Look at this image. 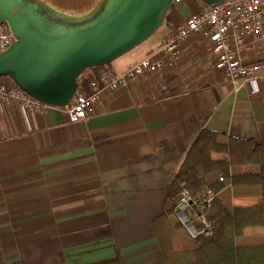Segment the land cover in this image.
<instances>
[{
	"label": "crops",
	"instance_id": "crops-1",
	"mask_svg": "<svg viewBox=\"0 0 264 264\" xmlns=\"http://www.w3.org/2000/svg\"><path fill=\"white\" fill-rule=\"evenodd\" d=\"M188 7L148 40L145 55L105 67L121 72L162 56L164 38L193 12ZM240 55L263 68L225 81L213 42L194 35L174 65L108 91L77 122L62 106L0 103V264H116L117 250L126 264H169L153 220L197 134L211 128L264 145V38L248 37Z\"/></svg>",
	"mask_w": 264,
	"mask_h": 264
},
{
	"label": "trees",
	"instance_id": "trees-1",
	"mask_svg": "<svg viewBox=\"0 0 264 264\" xmlns=\"http://www.w3.org/2000/svg\"><path fill=\"white\" fill-rule=\"evenodd\" d=\"M42 1L83 14L100 0ZM99 69L85 70L78 89L89 94L90 82L98 74L86 73ZM183 189L200 204L211 224L210 235L193 236L179 220L176 205ZM209 194L214 199L206 208L203 199ZM245 195H257L260 200L237 199ZM153 224L169 264H264V145L202 129L169 176L163 209ZM116 264H126L118 250Z\"/></svg>",
	"mask_w": 264,
	"mask_h": 264
},
{
	"label": "water",
	"instance_id": "water-1",
	"mask_svg": "<svg viewBox=\"0 0 264 264\" xmlns=\"http://www.w3.org/2000/svg\"><path fill=\"white\" fill-rule=\"evenodd\" d=\"M174 1L100 0L74 14L42 0H0V23L15 36L0 54V78L44 105L64 106L85 70L106 66L147 40Z\"/></svg>",
	"mask_w": 264,
	"mask_h": 264
},
{
	"label": "built area",
	"instance_id": "built-area-1",
	"mask_svg": "<svg viewBox=\"0 0 264 264\" xmlns=\"http://www.w3.org/2000/svg\"><path fill=\"white\" fill-rule=\"evenodd\" d=\"M189 3L193 12L164 38L162 56L148 55L121 72L103 67L97 77L91 80L92 91L89 94L77 89L70 102L62 106L70 120L77 122L93 114L108 91L125 87L146 72L174 65L179 57V46L194 35L213 42L215 67L225 81L250 79L263 68L260 63L245 62L240 50L248 37L264 38V0H221L214 4L204 0H190ZM14 40L15 36L8 23H0V54ZM0 103H17L25 110L42 111L47 106L12 85L6 77L0 78ZM213 199V194L205 196L203 207L209 208ZM176 214L193 236L211 234L209 220L187 189H183L177 198Z\"/></svg>",
	"mask_w": 264,
	"mask_h": 264
},
{
	"label": "rangeland",
	"instance_id": "rangeland-1",
	"mask_svg": "<svg viewBox=\"0 0 264 264\" xmlns=\"http://www.w3.org/2000/svg\"><path fill=\"white\" fill-rule=\"evenodd\" d=\"M188 1H190V0L174 1L172 6H171V10L168 12V15H167L164 23L160 26V28L153 35H151L147 40L142 42L140 45H138L134 49H132L129 52L121 55L120 57H118L117 59L113 60L111 63H109L107 65H113L117 69L118 67L123 66L124 63H128V62H132L133 63L139 57H142V55H145L147 53L148 40L150 38H152V36H160L162 33H164L165 28L169 24H171L170 18L173 15L174 12L176 13V15H175L176 18H179L180 16H187L190 13V9L188 7ZM178 218H179V216H178ZM179 220H180V218H179ZM181 223L183 224L182 221H181Z\"/></svg>",
	"mask_w": 264,
	"mask_h": 264
}]
</instances>
